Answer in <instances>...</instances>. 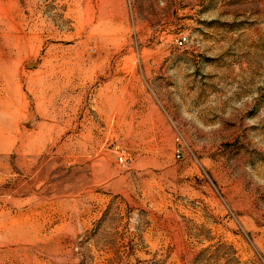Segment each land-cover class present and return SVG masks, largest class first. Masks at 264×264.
I'll return each instance as SVG.
<instances>
[{"label": "rangeland", "instance_id": "rangeland-1", "mask_svg": "<svg viewBox=\"0 0 264 264\" xmlns=\"http://www.w3.org/2000/svg\"><path fill=\"white\" fill-rule=\"evenodd\" d=\"M0 264H264V0H0Z\"/></svg>", "mask_w": 264, "mask_h": 264}, {"label": "built area", "instance_id": "built-area-1", "mask_svg": "<svg viewBox=\"0 0 264 264\" xmlns=\"http://www.w3.org/2000/svg\"><path fill=\"white\" fill-rule=\"evenodd\" d=\"M119 160H121V158L119 157Z\"/></svg>", "mask_w": 264, "mask_h": 264}]
</instances>
